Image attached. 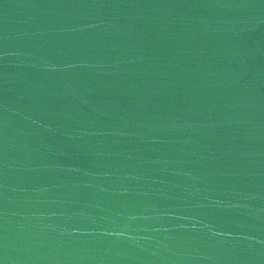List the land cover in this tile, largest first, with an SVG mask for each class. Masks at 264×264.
I'll list each match as a JSON object with an SVG mask.
<instances>
[{"label":"water","instance_id":"obj_1","mask_svg":"<svg viewBox=\"0 0 264 264\" xmlns=\"http://www.w3.org/2000/svg\"><path fill=\"white\" fill-rule=\"evenodd\" d=\"M0 264H264V0H0Z\"/></svg>","mask_w":264,"mask_h":264}]
</instances>
